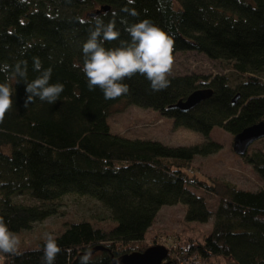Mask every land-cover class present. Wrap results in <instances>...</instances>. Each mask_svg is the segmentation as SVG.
<instances>
[{"label": "trees", "instance_id": "16d2710c", "mask_svg": "<svg viewBox=\"0 0 264 264\" xmlns=\"http://www.w3.org/2000/svg\"><path fill=\"white\" fill-rule=\"evenodd\" d=\"M124 7L139 15H128ZM91 12L106 23L117 12L123 40L129 37L121 18L129 24L150 19L173 36V56L203 53L224 61L230 73L171 74L170 86L159 92L136 74L123 81L127 95L105 100L99 88L89 90L84 73L74 66L83 65L89 25L82 21L94 17ZM33 57L52 69L50 83H62L64 91L54 104L37 98L24 107V83L0 73V82L13 89L12 110L0 123V216L11 231L20 235L56 215L66 194L88 196L107 214L63 223L54 235L63 249L55 264H80L88 249L94 264H111L147 249L146 232L159 209L180 203L186 221L205 223L213 217V226L202 241L173 240L169 264H264V153L246 156L262 180L255 191L190 173L196 155L219 150L209 138L213 127L234 136L264 121V0H0V64L27 61L31 81L38 75ZM203 88L212 94L194 108H169ZM118 105L156 110L174 126L200 132L205 141L168 146L113 134L107 118ZM204 194L216 200L213 208ZM22 195L39 203H22L17 200ZM42 245L43 239L21 243L22 255L0 253V264H41L43 253L37 249Z\"/></svg>", "mask_w": 264, "mask_h": 264}, {"label": "rangeland", "instance_id": "374dc122", "mask_svg": "<svg viewBox=\"0 0 264 264\" xmlns=\"http://www.w3.org/2000/svg\"><path fill=\"white\" fill-rule=\"evenodd\" d=\"M172 74L196 73L202 76L229 74L224 61L211 60L203 53L195 51L177 52L174 55ZM110 131L127 138L159 141L168 146H190L201 144L204 136L197 131L174 126L173 119L161 115L150 108L137 106H116L107 118ZM233 135L215 126L209 133L210 140L220 145L219 150L208 155H196L191 161L192 171L201 179L212 178L229 182L239 189L255 191L262 186V180L254 171L246 156L252 152L264 153V137L251 143L244 155L233 150ZM201 195V192L197 191ZM213 208L216 200L205 195ZM17 200L25 204H38L36 200L22 195ZM58 212L43 221L35 222L18 235L23 245L35 244L43 239L44 233L53 235L60 232L63 223L78 220L91 221L95 217H105L107 210L97 200L77 194H66L57 204ZM185 206L176 204L159 209L151 227L146 232L150 246H165L169 251L170 243L192 239L202 241L213 226V217L205 223L188 222L184 219Z\"/></svg>", "mask_w": 264, "mask_h": 264}, {"label": "clouds", "instance_id": "9594fccd", "mask_svg": "<svg viewBox=\"0 0 264 264\" xmlns=\"http://www.w3.org/2000/svg\"><path fill=\"white\" fill-rule=\"evenodd\" d=\"M25 0H21V3ZM135 0H128L134 4ZM121 11L136 17L139 13L135 8L124 7ZM107 15V14H104ZM117 12L112 13V19L107 23L101 16H94L85 22L89 25L88 37L82 44L83 65L75 64L84 73L89 90L99 88L105 100H115L130 91L129 85L124 83L136 74L144 76L150 82L153 92L166 90L170 86L169 77L174 66V38L150 19L139 20L129 24L126 18H121L124 31L129 39H120L121 32L117 29ZM119 41L115 47H106V43ZM21 49V55L26 48ZM33 71L38 75L28 80L27 61L20 60L14 65L0 64V73H12L16 83L25 85L26 98L24 107L33 103L35 99L54 104L64 91L62 83H50L51 68H43L41 60L33 57ZM13 89L7 82H0V123L13 107ZM21 240L10 230L4 217L0 216V253L20 256ZM37 251H42L41 264H55L56 257L63 251L57 238L50 232L44 233L43 245ZM80 264H94L91 249L86 250L79 257Z\"/></svg>", "mask_w": 264, "mask_h": 264}, {"label": "water", "instance_id": "95a60500", "mask_svg": "<svg viewBox=\"0 0 264 264\" xmlns=\"http://www.w3.org/2000/svg\"><path fill=\"white\" fill-rule=\"evenodd\" d=\"M107 11L108 7H101ZM97 12L88 15L94 16ZM212 92L210 89L203 88L192 92L185 100L179 101L169 108H177L181 111H188L194 108L201 101L209 98ZM264 137V121L252 124L244 128L233 137V150L239 155H244L251 143ZM94 251V250H93ZM169 250L165 246H150L142 252H131L115 258L111 264H169L167 257Z\"/></svg>", "mask_w": 264, "mask_h": 264}]
</instances>
